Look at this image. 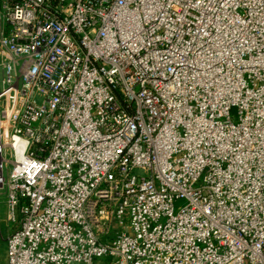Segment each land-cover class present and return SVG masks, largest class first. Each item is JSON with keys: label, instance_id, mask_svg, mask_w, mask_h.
Returning <instances> with one entry per match:
<instances>
[{"label": "built area", "instance_id": "2783aa9c", "mask_svg": "<svg viewBox=\"0 0 264 264\" xmlns=\"http://www.w3.org/2000/svg\"><path fill=\"white\" fill-rule=\"evenodd\" d=\"M0 17V264H264V0Z\"/></svg>", "mask_w": 264, "mask_h": 264}, {"label": "rangeland", "instance_id": "374dc122", "mask_svg": "<svg viewBox=\"0 0 264 264\" xmlns=\"http://www.w3.org/2000/svg\"><path fill=\"white\" fill-rule=\"evenodd\" d=\"M2 3H3V0H0V10H1V8H2ZM0 27H1V17H0ZM231 117H232V120L233 121H237V119H238V114H237V110L236 109H233L232 111H231ZM181 205V202H178L177 204H176V208H178L179 206ZM5 211H6V205H5V198L2 196V195H0V220L2 221V220H5V218H6V213H5ZM2 226H3V229L5 230V229H7V228H10V230H13V229H17L18 227H16L14 224H12V225H9L8 227H7V224L6 223H2ZM16 227V228H15ZM3 230V231H4ZM7 255V246H6V243L3 241L2 243H1V256L4 258L5 256Z\"/></svg>", "mask_w": 264, "mask_h": 264}]
</instances>
